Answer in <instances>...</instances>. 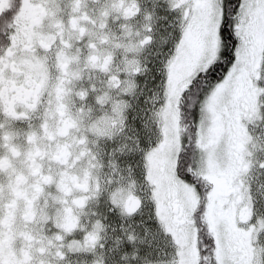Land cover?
<instances>
[{"label":"snow or ice","instance_id":"6c2138e0","mask_svg":"<svg viewBox=\"0 0 264 264\" xmlns=\"http://www.w3.org/2000/svg\"><path fill=\"white\" fill-rule=\"evenodd\" d=\"M261 177L264 0H0V264H264Z\"/></svg>","mask_w":264,"mask_h":264},{"label":"rangeland","instance_id":"374dc122","mask_svg":"<svg viewBox=\"0 0 264 264\" xmlns=\"http://www.w3.org/2000/svg\"><path fill=\"white\" fill-rule=\"evenodd\" d=\"M161 23H163V22H161ZM129 122L130 123H135L134 121H132L131 120V114H130V120H129ZM259 129H256V128H253L252 129V132H253V135L255 136V135H257V134H259ZM261 181H264V177H261ZM253 187L255 188V183L253 184Z\"/></svg>","mask_w":264,"mask_h":264},{"label":"flooded vegetation","instance_id":"af4514ba","mask_svg":"<svg viewBox=\"0 0 264 264\" xmlns=\"http://www.w3.org/2000/svg\"><path fill=\"white\" fill-rule=\"evenodd\" d=\"M161 14H163V13H161ZM122 167H123V165H122Z\"/></svg>","mask_w":264,"mask_h":264}]
</instances>
